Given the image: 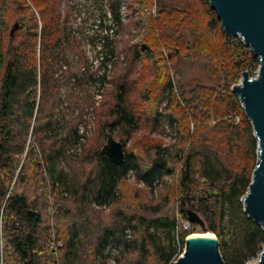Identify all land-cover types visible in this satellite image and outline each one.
<instances>
[{
	"label": "rangeland",
	"instance_id": "obj_1",
	"mask_svg": "<svg viewBox=\"0 0 264 264\" xmlns=\"http://www.w3.org/2000/svg\"><path fill=\"white\" fill-rule=\"evenodd\" d=\"M26 1L31 5L30 0ZM48 1L57 7L59 23L65 29L67 38L65 44L55 51L60 66L55 75L58 139L54 140H58L60 145L61 142L65 144L63 149L60 147L57 162L70 182L75 177L84 181L94 173L98 152L110 133L123 141L125 150L135 154L144 164L156 157V149L153 148L156 144L163 149L171 147L173 151L187 148L190 140L197 144L216 143L218 149L226 147V141L220 139L217 133L210 141V131L201 128V112L210 109L211 116H215L218 94L239 84L244 71L255 75L259 64L252 69H234L240 59L237 53H232L230 44L242 41L239 37L226 35L209 0ZM113 4L118 5V21L113 18ZM20 6V0H15V3L12 0L8 4L7 15L24 14ZM13 23L14 20L3 28L0 19V33H5L6 43ZM104 25L113 30L105 29ZM102 35H107L109 41L107 54L103 56L106 59L105 69L100 66L103 60L96 45ZM244 46V51L250 50L247 45ZM12 58L10 54L7 62ZM72 63L77 66V72L71 67ZM168 81H171V87ZM122 85L128 89L125 101L134 109L138 121L132 129L117 125L109 130L105 126L114 120L110 111ZM37 94L39 101L40 88ZM208 95L212 99L203 103ZM235 119L237 124L240 119ZM28 121L32 125L30 129L25 128L16 138L23 152L16 155L12 172H8L10 178L3 169L1 179L10 189L14 187L26 193L30 200L40 197L44 205L54 201L56 217L63 220V232H67L68 225L79 218L76 214L78 202L66 185L62 186L63 194H49L43 151L49 149L53 139L51 141L35 133L33 125L36 116ZM216 121L211 118L205 123L214 127ZM242 156L234 147L224 159L238 166L245 161ZM179 171L180 162L176 170L162 172L148 184L139 179L134 170H129L119 183L114 200L104 205L92 202L86 207L90 223L106 225L120 209L129 214L142 213L146 217L167 212L180 215L176 207ZM22 173L25 179L21 181L18 177L16 181L17 175ZM186 209L192 210L188 206ZM46 213L44 210L43 214ZM198 214L205 222V228L199 222L180 218L183 228L190 222V235L209 232L220 242L229 239L228 217L222 221L224 233L221 236L209 229V221L202 213ZM128 232L134 238V230ZM136 247L133 245L128 249L113 241L106 253L124 260L138 252ZM257 257L247 263L255 262ZM111 264L117 263L111 260Z\"/></svg>",
	"mask_w": 264,
	"mask_h": 264
},
{
	"label": "trees",
	"instance_id": "obj_2",
	"mask_svg": "<svg viewBox=\"0 0 264 264\" xmlns=\"http://www.w3.org/2000/svg\"><path fill=\"white\" fill-rule=\"evenodd\" d=\"M11 1L3 0L0 3L1 27L5 28L13 20L12 27L19 23L13 36L11 27L7 43L5 33H0V218L3 220L5 247L12 249V253L4 249L5 264H111V260L117 264H173L183 251L186 237L191 233L180 223V218L189 221L186 206L202 213L209 221V229L221 236L224 233L222 221L228 217L229 239L220 242L226 264H246L258 256L264 246V230L248 215L242 202L257 164L258 144L252 123L238 95L226 88L215 98L218 103L214 108L215 116H211L210 109L201 112V128L210 131V141H213L217 133L220 139L226 141V147L218 149L216 143L197 144L190 140L187 148L173 151L171 147L163 149L156 144L153 147L156 149V157L148 164L126 150L125 162L116 164L101 156L100 150L94 173L84 181L75 177L70 182L67 173L57 162L60 147L63 149L65 144L61 142L60 145L58 140H54L58 139L55 75L60 66L55 51L67 41L66 32L59 23L57 7L48 0H30L31 5L26 0H20L19 9L25 12L12 16L7 15ZM111 10L113 18L118 21V5L113 4ZM107 39L103 41L105 51L109 45ZM241 43L237 41L230 44L232 53H237L240 59L234 69H252L259 63V59L251 50L244 51L245 46ZM10 54L13 58L7 62ZM74 64L71 67L77 72ZM167 84L172 86L171 81ZM120 88L117 101L110 111L114 120L105 126L109 130L117 125L132 129L138 121L134 109L125 101L127 87L122 85ZM211 99L212 96L208 95L203 103ZM34 116L35 133L53 139L49 149L43 151L49 194H63L62 186L66 185L78 202L76 214L79 218L68 225L67 232H63V220L56 217L54 201L44 205L40 197L30 200L26 193L14 187L10 189L6 181L1 179L3 169L10 178L8 172H12L16 155L23 152L16 138L25 128L30 129L32 125L27 120ZM237 117L240 120L235 124ZM211 118L217 120L214 127L205 123ZM16 128L20 131H16ZM234 147L245 158L238 166L224 159L233 152ZM178 161L180 171L176 207L180 215L167 212L146 217L142 213L129 214L120 209L106 225L90 223L86 207L92 202L104 205L114 200L119 183L129 170H134L139 179L151 184L162 172L176 170ZM22 175L24 173L17 175L16 181L18 177L24 180ZM60 208L64 209L63 206ZM44 210L47 215L43 214ZM130 229L134 230V238L128 232ZM52 238L62 242L57 257L49 246L48 241ZM113 241L128 249L136 245L138 252L124 260L110 257L106 249Z\"/></svg>",
	"mask_w": 264,
	"mask_h": 264
},
{
	"label": "water",
	"instance_id": "obj_3",
	"mask_svg": "<svg viewBox=\"0 0 264 264\" xmlns=\"http://www.w3.org/2000/svg\"><path fill=\"white\" fill-rule=\"evenodd\" d=\"M226 35L240 37L259 59V69L251 76L243 72L239 84L232 90L238 95L242 107L252 123L258 144L257 164L254 168L248 191L242 198L245 211L264 230V0H209ZM19 27L17 22L11 29L13 36ZM116 164L126 160L125 145L111 133L100 151ZM191 222H199L205 228L200 215L188 211ZM173 264H226L220 249V241L214 237H186L185 248ZM264 264V246L255 262Z\"/></svg>",
	"mask_w": 264,
	"mask_h": 264
},
{
	"label": "built area",
	"instance_id": "obj_4",
	"mask_svg": "<svg viewBox=\"0 0 264 264\" xmlns=\"http://www.w3.org/2000/svg\"><path fill=\"white\" fill-rule=\"evenodd\" d=\"M104 26H106L105 29H107V28H110L111 29L110 26H107V25H104ZM111 30H113V29H111ZM106 38H108L107 35H102L99 38L100 39L99 43L96 44L97 45V48H98V55L101 56V60H103L102 63L100 64L101 68H103V69H105V66H106V59L103 57L104 56V53L107 54L105 52L104 46H103V41ZM241 41L243 42L242 39H241ZM250 50H251V48H250ZM258 69H259V67H258ZM257 72H258V70L256 71L255 75L257 74ZM2 222H3V220H2V218H0V264H5V260H4V249L8 250L10 253H12V249L9 248V247L8 248L5 247L4 235L2 233ZM189 225H190V222H187V224H185V229H189ZM48 242H49V246H50L51 251H53V253H54L53 255H55L57 257V252H58L59 248L62 247V242L61 241H57L55 238H52ZM57 264H69V263H61L60 262V263H57Z\"/></svg>",
	"mask_w": 264,
	"mask_h": 264
},
{
	"label": "bare ground",
	"instance_id": "obj_5",
	"mask_svg": "<svg viewBox=\"0 0 264 264\" xmlns=\"http://www.w3.org/2000/svg\"><path fill=\"white\" fill-rule=\"evenodd\" d=\"M189 237H214L212 233H203V234H192Z\"/></svg>",
	"mask_w": 264,
	"mask_h": 264
}]
</instances>
